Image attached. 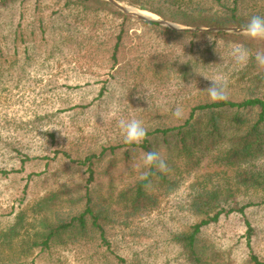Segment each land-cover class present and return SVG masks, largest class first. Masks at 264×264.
<instances>
[{"label": "rangeland", "instance_id": "1", "mask_svg": "<svg viewBox=\"0 0 264 264\" xmlns=\"http://www.w3.org/2000/svg\"><path fill=\"white\" fill-rule=\"evenodd\" d=\"M110 1L119 9L120 4L139 12L147 11L152 16L143 14L148 17L186 28L125 1ZM63 5L60 0H26L4 11L5 25L1 31L7 32L11 26L17 28L11 20L19 21L35 48L16 52L12 41L0 39V264H197L174 237L191 231V225L202 220V215L190 209L196 191L235 188L233 167H223L211 157L213 154L206 152L198 166L187 161L181 164L182 172L177 174L179 183L171 193L156 189L159 198L153 209L132 211L117 203V194L139 178L145 167L143 149L123 142L118 120L136 118L146 127L141 110L153 102L168 106L176 95L169 92L172 84L158 91L147 83H139V87L134 88L130 78L123 75L116 81L112 79L108 83L109 92L98 100L104 85V81L99 80L107 77L104 72L108 68L95 56L76 58L77 47L61 49L57 44L54 37L60 30L61 20L55 11ZM103 15L105 13L100 16ZM41 19L47 25L49 43L31 35ZM50 23H54L53 28ZM132 27V32L152 34L140 23ZM228 28L243 27L193 29L243 32L222 30ZM160 45L156 51L136 48L134 54L146 52V49L153 57L163 54L153 60L146 56L148 63L163 62L174 55L169 42ZM236 46L243 45L234 40L216 43L217 66L203 74L226 79L230 98L237 101L251 96L248 81L256 70L252 66L253 56L257 51H264V40H255L252 44L254 50L246 66L234 63L231 52ZM63 52L68 54L67 58L63 59ZM27 54L31 58H25ZM244 72L248 74L242 78ZM201 77L204 85L210 82ZM182 106L188 117L187 105ZM164 109L161 111H170L167 107ZM42 129H53L55 139ZM169 141L173 142L172 138ZM117 144H122L121 148L112 151L110 147ZM161 146L159 151L165 152L167 146L163 142ZM103 147L108 150L101 154ZM128 150L131 157L126 159L123 152ZM22 152L31 158L26 159ZM91 154L96 157L86 161ZM89 167L95 171L92 178ZM88 190L96 203L111 206V221L106 228L110 244L89 236L83 240L53 242L45 250L29 247L36 233L43 229L42 220L55 222L82 211ZM53 194L57 195L56 200L49 201ZM240 199L243 203L253 201L257 204L248 208L246 217L233 213L204 227L200 235L201 255L210 261L202 259L203 264H253L254 253L264 261V193L251 191ZM245 218L255 227L250 244ZM17 221L20 222L19 235L11 248L1 235Z\"/></svg>", "mask_w": 264, "mask_h": 264}, {"label": "trees", "instance_id": "2", "mask_svg": "<svg viewBox=\"0 0 264 264\" xmlns=\"http://www.w3.org/2000/svg\"><path fill=\"white\" fill-rule=\"evenodd\" d=\"M25 1L0 0V39L12 41L16 52L21 50L29 52L35 48L28 41L29 34L22 23L15 22L14 19L11 20L12 25L17 28L13 29L11 26L10 30L3 33L1 27L5 25L4 11L18 2ZM60 1H63L64 5L55 11L61 20L60 30L54 37L57 44L61 49L77 47L78 50L74 51L76 58L92 59L95 56L102 59L105 64L102 65L108 68L107 72H104V76L107 77L99 80L104 81V85L97 96L98 100L109 92L108 83L112 79L116 81L118 76L123 75L130 78V84L134 88H138L139 83H147L154 85V91H158L172 84L169 92L176 95L173 102L164 106L170 111H161L165 110L163 104L156 102L141 110L142 117L148 125L146 126L148 139L142 145H138L144 152L158 151L172 171L169 174L154 172L150 177L153 185L150 190L145 189V181L141 179V175L117 194V203L123 204L124 209L132 211L153 209L159 198L156 189H165L171 193L179 183L177 174L182 172L181 164L187 161L198 166L206 152L213 154L211 157L216 158L223 167H233L235 188L196 191L191 198L190 209L195 214L202 215V220L191 225V231L178 233L174 237L189 253L193 262L203 264L200 235L204 227L233 213L246 217L248 208L257 203L253 201L243 203L240 198L251 191L264 193V68L253 62L252 66L256 70L248 81L251 84V87H248L251 96L237 101L230 98L226 102H210L205 91L210 82L204 85L201 82L202 77L197 75L194 69L202 73L215 69L216 43L221 40L237 41L250 52L254 50L252 44L255 40L246 37L243 32H208L193 28L243 27L251 15H264V0H121L152 11L165 20L186 28H171L162 25L160 21L140 19L122 11L110 0ZM101 13L105 15L100 16ZM71 16L73 18L70 19ZM38 22V28L32 30L31 35L35 39L40 38L41 41L49 43L51 38L47 25L42 19ZM135 23H140L153 35L132 32V25ZM53 26L54 23H50V27ZM156 38L161 40L156 42ZM164 42L171 44L174 55H169L163 62H145L146 56L153 60L163 55L158 53L153 57L148 49L141 54H134V50L139 47L140 50L149 48L156 51ZM63 53V59L67 58L68 54ZM25 58L29 59L31 56L27 54ZM242 74L244 78L248 73ZM176 105H187L188 117L182 120L174 118L172 112ZM47 134L54 139L56 137L54 131H48ZM161 138L163 140H160ZM170 138L173 142L169 141ZM162 142L167 146L165 152L159 151ZM120 146L122 144L112 145L110 148L116 151L121 148ZM107 148L103 147L101 154L105 153ZM21 154L26 159L31 158L27 153ZM123 154L126 159L131 157L130 150L124 151ZM93 157H96V154L88 156L86 161ZM88 170L90 177H94L95 171L91 167ZM146 170L145 166L143 173ZM86 195L85 208L79 213L55 222L42 220L43 229L36 233V239L29 247H40L45 250L53 242L83 240L89 236L90 239H100L105 244H110L106 237V228L111 221V206L96 203L89 190ZM56 198L57 195L53 194L49 201ZM244 221L250 244L255 227L248 218ZM19 223L17 221L1 235L2 238H6L5 243L11 248H14V240L19 235ZM253 261V264H264L255 253Z\"/></svg>", "mask_w": 264, "mask_h": 264}, {"label": "clouds", "instance_id": "3", "mask_svg": "<svg viewBox=\"0 0 264 264\" xmlns=\"http://www.w3.org/2000/svg\"><path fill=\"white\" fill-rule=\"evenodd\" d=\"M244 35L253 40H264V15L253 14L243 26ZM233 61L239 66H246L251 58L250 50L243 46H236L231 52ZM254 59L259 67L264 68V51H257L254 54ZM194 72L203 76L210 81V86L205 89L210 102H226L230 99L228 81L222 77L210 78L194 69ZM172 115L178 120L185 118V110L182 105H176ZM118 127L121 129L123 142L129 145H142L148 139V129L140 119H124L118 120ZM58 129V128H53ZM53 129H42L44 132ZM60 130V129H58ZM63 134V133H62ZM143 162L146 166V171L142 174L141 179L145 181V189L150 190L153 185L150 177L156 173L169 174L172 170L161 154L156 150L143 152Z\"/></svg>", "mask_w": 264, "mask_h": 264}, {"label": "water", "instance_id": "4", "mask_svg": "<svg viewBox=\"0 0 264 264\" xmlns=\"http://www.w3.org/2000/svg\"><path fill=\"white\" fill-rule=\"evenodd\" d=\"M119 7H120L123 11H125V12H127V13H129V14H133V15H135V16L141 18V19H144V20H156V21H159L158 19H154V18L148 17V16L144 15L143 13H141V12H139V11L132 10L131 8H127V7H125L124 5H120V4H119ZM161 23H163V24L166 25V26L172 27V28H177L176 25H174V24H172V23H170V22H167V21H163V22H161ZM207 30H209V29H207ZM215 30H221V29H215ZM222 30H229V31L240 30V31H241L242 29L228 28V29H222Z\"/></svg>", "mask_w": 264, "mask_h": 264}, {"label": "bare ground", "instance_id": "5", "mask_svg": "<svg viewBox=\"0 0 264 264\" xmlns=\"http://www.w3.org/2000/svg\"><path fill=\"white\" fill-rule=\"evenodd\" d=\"M142 13H145V14H147V15H151V13H148L147 11L145 12V11H141ZM152 16V15H151ZM154 16V15H153Z\"/></svg>", "mask_w": 264, "mask_h": 264}]
</instances>
